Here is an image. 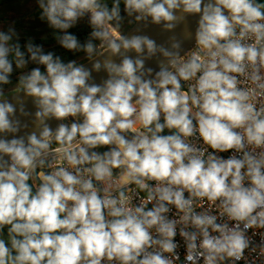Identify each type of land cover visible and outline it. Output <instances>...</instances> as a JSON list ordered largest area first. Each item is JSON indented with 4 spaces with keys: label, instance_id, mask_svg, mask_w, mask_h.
<instances>
[{
    "label": "clouds",
    "instance_id": "obj_1",
    "mask_svg": "<svg viewBox=\"0 0 264 264\" xmlns=\"http://www.w3.org/2000/svg\"><path fill=\"white\" fill-rule=\"evenodd\" d=\"M37 4L91 67L0 30V264H264V0Z\"/></svg>",
    "mask_w": 264,
    "mask_h": 264
},
{
    "label": "rangeland",
    "instance_id": "obj_2",
    "mask_svg": "<svg viewBox=\"0 0 264 264\" xmlns=\"http://www.w3.org/2000/svg\"><path fill=\"white\" fill-rule=\"evenodd\" d=\"M107 2L111 5V0H107ZM121 7L123 8V4H121ZM40 11L37 0H0V30L7 31L9 28H14L16 33L19 34L22 45L31 40L33 44L42 46L45 52H54L64 62L73 59L77 63L85 64L88 62L84 52L72 53L63 49L57 43L53 36V30L48 27L46 21L39 19ZM122 15H124V19L120 21L119 31L121 34L126 35L137 22L123 12ZM70 31L83 44L89 39L91 28L87 19H84ZM93 43L98 46L100 42L93 41ZM100 51L97 47V56H99ZM16 86V78L14 77L12 84L2 86L5 89V95L9 97L15 94ZM100 150L103 151L104 149Z\"/></svg>",
    "mask_w": 264,
    "mask_h": 264
},
{
    "label": "water",
    "instance_id": "obj_3",
    "mask_svg": "<svg viewBox=\"0 0 264 264\" xmlns=\"http://www.w3.org/2000/svg\"><path fill=\"white\" fill-rule=\"evenodd\" d=\"M196 26V21L193 19H188L187 21H185L183 24H180L176 29L174 33H169L166 31H163L161 26L159 25H153V24H145L144 22H137L133 28L126 34V35H147L149 36L151 39L155 40L157 45H165L168 46L167 42L169 40V37L173 34H175L178 38L182 37V34L185 30V28H189L192 29ZM189 46L188 42H186V47ZM107 55V52L104 53V55H99L96 58L99 59H103L104 56ZM131 56L135 57V53L132 52L130 53ZM117 62H119L117 60ZM165 61L163 60V58H153L152 60H149L146 62V67H152V68H159L160 66L164 65ZM85 65H87L89 68L91 67V63L88 61L85 63ZM93 77L95 79L96 83H101L102 80L106 77V73L104 72H100V73H95L93 72ZM17 96H19L24 103L25 106V110L29 111V112H34L35 108L32 104V98H24L23 97V93H15L11 96H9V98L11 99L12 103H16V99ZM18 118H20L22 120V122L25 123H29V128L28 131L32 130V126L30 123L31 117H22L19 116V113H17ZM56 122H53L52 126L55 127Z\"/></svg>",
    "mask_w": 264,
    "mask_h": 264
},
{
    "label": "built area",
    "instance_id": "obj_4",
    "mask_svg": "<svg viewBox=\"0 0 264 264\" xmlns=\"http://www.w3.org/2000/svg\"><path fill=\"white\" fill-rule=\"evenodd\" d=\"M221 155H224L225 157H227L228 153H224V154H221ZM249 234H251V233H249ZM177 239L179 240V237H177ZM256 240H257V242H259V238L258 237L256 238ZM181 255H183V249H181ZM246 255H247V253H246ZM238 264H243V261L238 262Z\"/></svg>",
    "mask_w": 264,
    "mask_h": 264
}]
</instances>
